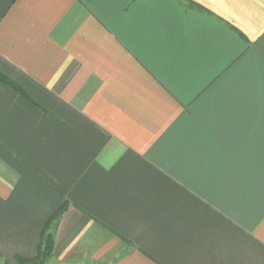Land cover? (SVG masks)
Instances as JSON below:
<instances>
[{
  "label": "crops",
  "instance_id": "crops-1",
  "mask_svg": "<svg viewBox=\"0 0 264 264\" xmlns=\"http://www.w3.org/2000/svg\"><path fill=\"white\" fill-rule=\"evenodd\" d=\"M0 74V264H264V0H0Z\"/></svg>",
  "mask_w": 264,
  "mask_h": 264
},
{
  "label": "trees",
  "instance_id": "trees-1",
  "mask_svg": "<svg viewBox=\"0 0 264 264\" xmlns=\"http://www.w3.org/2000/svg\"><path fill=\"white\" fill-rule=\"evenodd\" d=\"M0 82L6 83L7 85H10L11 87L17 89L11 81L3 77L1 74H0ZM57 217L58 216H55L54 220ZM52 247H53L52 236L50 234L44 235V237H42V243L38 256L30 260L18 259V264H45V262H47V260L50 258Z\"/></svg>",
  "mask_w": 264,
  "mask_h": 264
}]
</instances>
